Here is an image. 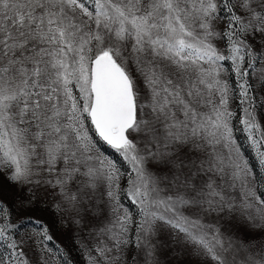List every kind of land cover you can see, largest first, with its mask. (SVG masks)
Instances as JSON below:
<instances>
[{"label": "snow or ice", "instance_id": "obj_1", "mask_svg": "<svg viewBox=\"0 0 264 264\" xmlns=\"http://www.w3.org/2000/svg\"><path fill=\"white\" fill-rule=\"evenodd\" d=\"M0 264H264V0H0Z\"/></svg>", "mask_w": 264, "mask_h": 264}, {"label": "rangeland", "instance_id": "obj_2", "mask_svg": "<svg viewBox=\"0 0 264 264\" xmlns=\"http://www.w3.org/2000/svg\"><path fill=\"white\" fill-rule=\"evenodd\" d=\"M237 135H239L240 138H241V140L243 141L246 134H244V133H237ZM250 156H251V154H250Z\"/></svg>", "mask_w": 264, "mask_h": 264}]
</instances>
